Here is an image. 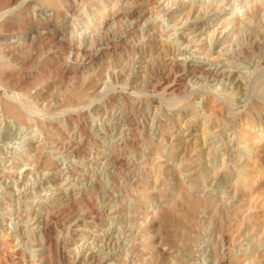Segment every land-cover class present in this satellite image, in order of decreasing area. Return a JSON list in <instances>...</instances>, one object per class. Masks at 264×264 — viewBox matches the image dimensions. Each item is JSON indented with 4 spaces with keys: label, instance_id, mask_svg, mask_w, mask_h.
<instances>
[{
    "label": "rangeland",
    "instance_id": "rangeland-1",
    "mask_svg": "<svg viewBox=\"0 0 264 264\" xmlns=\"http://www.w3.org/2000/svg\"><path fill=\"white\" fill-rule=\"evenodd\" d=\"M233 1L0 0V264H264V0L189 45Z\"/></svg>",
    "mask_w": 264,
    "mask_h": 264
},
{
    "label": "bare ground",
    "instance_id": "bare-ground-1",
    "mask_svg": "<svg viewBox=\"0 0 264 264\" xmlns=\"http://www.w3.org/2000/svg\"><path fill=\"white\" fill-rule=\"evenodd\" d=\"M103 2H105V3H103V6H107V5H109L110 4V1L111 0H102ZM213 2H215L216 0H212ZM249 0H234L232 3H228V2H226V4H225V8L224 9H222L221 11L223 12V14H229V15H227L226 17L224 16V17H222V18H220L221 19V22H219V23H214V22H210V23H208L204 28H202V30H197V32H195L194 30H192L191 32L193 33V35L191 36V41H190V43H189V41H188V43H189V45H191V46H198L200 43H202V41H203V35L204 34H207L208 33V30H210L211 28H213L214 26H216V28H213V33L215 34V32H218V33H220L221 34V37H224V38H226V39H228V33L230 32V30H231V27H229L228 25H227V23L232 19V16H234V15H236L237 13H239L241 10H244L247 6H248V2ZM252 1V0H251ZM114 5V4H113ZM212 6V5H211ZM96 7V6H95ZM220 8V6H218V7H215V12L217 11L218 12V9ZM110 9V8H109ZM99 10H100V12H105L106 13V10H104V8L102 7L101 8V6H99ZM177 12H179V11H177ZM214 12V13H215ZM171 16H174V14L173 15H171ZM50 17H52V16H50ZM219 17V16H218ZM219 18H217V17H213L212 18V20H218ZM178 24H181V26H179L180 28L181 27H185L184 25H182V23L179 21L178 22ZM55 25H57V23H54V22H52V18H49L48 20H46V21H44L43 22V24H38L37 25V27H34V28H32L31 30H30V32H34V31H37V30H39V29H46V28H49L50 26H52V27H55ZM57 26H59V25H57ZM80 27H88V26H86V25H81ZM205 31H207V32H205ZM30 34V33H29ZM83 35H86V31H84L83 33H82ZM200 36H202V38H199ZM187 44V43H186ZM186 47H189V46H186ZM192 48V47H191ZM200 48V47H199ZM186 49V48H185ZM195 49V48H194ZM198 49V48H197ZM76 50V49H75ZM196 50V49H195ZM174 51V50H173ZM85 52V51H84ZM184 51L183 50H179L178 51V53H176V54H180V53H183ZM192 52V51H191ZM194 52V51H193ZM172 54H175L174 52H169L168 51V53H166L165 55H164V59H165V62H167L166 63V65H169V63H170V61L172 60ZM187 56V55H186ZM85 58V57H84ZM174 59V58H173ZM86 62V61H85ZM82 67V66H81ZM101 69H97L95 72H93L91 75H90V78L89 79H91V80H93V79H95V80H98V79H100V77H101V75L99 74V71H100ZM207 72H208V74H209V76L211 75L213 78V80H218L219 79V77L220 76H222L221 75V72L217 69V68H215V69H213V68H209V69H207ZM191 74V73H190ZM261 76V75H260ZM251 79V78H250ZM238 80H240V79H238ZM236 82H239V81H237L236 80ZM168 86V85H167ZM171 86H172V84H171ZM170 87V86H169ZM167 90V89H166ZM27 101V100H26ZM11 105V104H10ZM239 142H241L242 143V141H239ZM242 146H246V145H242ZM239 148V147H238ZM237 150V149H236ZM59 152H64L63 150H59L58 151V153ZM243 163V162H242ZM108 164H110L111 165V162H108ZM239 170V169H238ZM111 191V190H110ZM152 195V194H151ZM106 197V196H105ZM59 203V202H58ZM71 205V204H70ZM151 207H154V202H152L151 203ZM59 210V209H58ZM122 212L123 214H121V216H120V218L118 219V221L116 222V223H118V222H123V221H126V218H127V216H126V213L124 212V209H118L116 212ZM74 215V214H73ZM76 215V214H75ZM40 219L41 218H37L35 221H34V223H36V228L37 229H41V221H40ZM68 222V221H67ZM74 222V221H73ZM77 223H79V222H77ZM136 224V223H135ZM74 225V224H73ZM122 228H125V225H122ZM131 229V228H130ZM45 231V230H44ZM129 231V230H128ZM128 237V236H127ZM125 240V239H124ZM36 245H37V251H39V252H41V254L42 253H44L45 252V249H46V246H45V243H36ZM110 249V248H109ZM92 253V252H91ZM111 253V252H110ZM109 253V254H110ZM91 255V254H90ZM91 257L92 258H94V255L92 254L91 255ZM90 257V258H91ZM105 257V256H104ZM115 258V257H114ZM113 258V259H114ZM97 260H99V262H100V257H98V258H96ZM104 259V258H103ZM110 259H112L111 258V256L109 255V256H107L106 257V259L105 260H103L102 261V264H113L112 262H110L111 260ZM90 260V259H89ZM138 260V259H137ZM91 261V260H90ZM89 262V261H88ZM87 262V263H88ZM92 262V261H91ZM94 262V261H93ZM96 262H98V261H96ZM233 262V261H232ZM223 262L222 261H219L218 262V264H222ZM92 264V263H91Z\"/></svg>",
    "mask_w": 264,
    "mask_h": 264
}]
</instances>
